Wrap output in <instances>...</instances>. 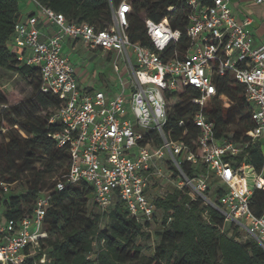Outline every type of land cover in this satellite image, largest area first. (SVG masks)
Listing matches in <instances>:
<instances>
[{
  "label": "built area",
  "instance_id": "built-area-1",
  "mask_svg": "<svg viewBox=\"0 0 264 264\" xmlns=\"http://www.w3.org/2000/svg\"><path fill=\"white\" fill-rule=\"evenodd\" d=\"M31 1L37 10L15 24L8 45L20 50V60L39 68L41 89L61 99L50 115V122L61 128L50 135L68 148L70 165L56 188L85 181L93 186L100 209L121 200L137 221L154 224L160 209L149 189L156 179L167 178L176 188L187 187L193 198H203L226 223L264 247V212L256 214L251 202L255 189L264 190V174L244 156L247 143L259 141L262 147L264 141V44L257 42L254 17L239 18L231 0H183L189 7L185 31L173 28L167 18L144 16L143 42L130 35L131 0L112 3L111 23L102 29ZM252 1L264 6V0ZM45 25L55 26L52 34L45 35ZM67 41L105 55L113 72L104 78L105 90L79 83L76 65L64 51ZM226 75L242 85L251 107L253 126L244 133L245 146L218 136L216 122L205 112L213 97L224 107L231 104L219 92ZM188 86L198 92L191 95L198 106L192 115L199 129L195 146L184 139L187 130L175 138L166 128L174 109L170 96ZM210 174L225 188L215 199L206 196ZM14 185L0 181L5 193ZM50 198L48 190L42 191L30 214L12 218L5 216L0 201V264L51 261L43 248L49 236L45 219Z\"/></svg>",
  "mask_w": 264,
  "mask_h": 264
},
{
  "label": "trees",
  "instance_id": "trees-1",
  "mask_svg": "<svg viewBox=\"0 0 264 264\" xmlns=\"http://www.w3.org/2000/svg\"><path fill=\"white\" fill-rule=\"evenodd\" d=\"M45 7L66 15L68 20L87 22L97 29L107 27L112 19V3L121 0H35ZM131 38L146 42L147 32L143 16L160 21L167 18L173 28L185 31L188 24V4L183 0H131ZM173 7V9H169ZM143 15V16H142ZM19 0H0V73L8 71L29 83L33 96L10 103L0 85V167L11 171L9 176L0 170V181L17 183L22 176L26 184L16 192L14 187L3 192L0 201L6 217L30 214L39 194L50 192V206L45 227L49 236L43 242L51 259L46 264H264V247L252 237L242 239L233 223H226L223 214L203 198H193L187 187L175 188L164 197L155 199L162 211V227L155 232L153 253L146 255L139 238L151 240L153 225L137 221L121 200L108 209L98 207L94 188L82 181L56 188L58 179L65 180L70 165L66 146L60 147L53 134L60 130L58 123L50 122V115L61 104V99L41 89L42 78L38 67L19 59V49H11L15 24L21 19ZM220 93L231 100L224 107L218 97L210 99L205 112L217 125L218 136L225 135L244 146L245 131L253 126L251 107L245 101L243 87L226 75L220 84ZM198 92L188 86L170 96L174 109L170 112L167 129L174 137L184 134L187 143L195 146L199 129L192 121L198 106L191 95ZM52 110V111H51ZM185 120V126L179 121ZM237 127L231 130V125ZM245 159L264 174V151L259 141L247 143ZM243 155L238 156L241 161ZM189 172L190 168L186 164ZM205 171V167L201 166ZM192 174V172H191ZM216 198L225 188L217 187ZM100 213L92 212L89 195ZM256 214L264 212V190L255 189L251 199ZM104 218L108 219L101 226ZM40 264V263H38Z\"/></svg>",
  "mask_w": 264,
  "mask_h": 264
},
{
  "label": "rangeland",
  "instance_id": "rangeland-1",
  "mask_svg": "<svg viewBox=\"0 0 264 264\" xmlns=\"http://www.w3.org/2000/svg\"><path fill=\"white\" fill-rule=\"evenodd\" d=\"M26 0H19L20 5L22 6ZM32 7H35L33 4ZM29 12V11H27ZM143 16V15H142ZM144 17V16H143ZM64 51L70 56L72 62L76 65L77 72L82 74V77L87 79V82L91 83L92 86L96 88L105 90L106 85L104 83V78L113 76L112 66L109 63L108 59L101 52H95L87 48L81 42L76 44L73 41H69L64 44ZM0 85L7 94V97L10 103H16L21 100H27L32 98L33 89L29 83L22 80L17 75L10 73L8 71H1L0 73ZM52 111V110H51ZM237 127V124L231 125V130ZM264 150V141L263 146ZM4 170V174L9 176L11 170L1 165L0 170ZM211 179V188L207 190L206 196L211 199L216 198V188L219 186V181L214 175L210 174ZM248 183L252 184V178H248ZM26 184V178L22 176L19 182L14 185V191L18 192L23 189ZM176 188L174 182L167 178H158L152 183L149 192L152 198L157 199L159 197L166 196L169 192L173 191ZM89 209L94 213H100V210L96 205H94V196L93 194L89 195ZM162 211L158 212L156 222L150 227L149 231L152 232L151 240L145 238H139L138 242L143 245V251L146 255H151L153 253V245L155 239V232L162 227ZM108 223V219L104 218L101 222V226H105ZM242 239H245L249 236L241 233Z\"/></svg>",
  "mask_w": 264,
  "mask_h": 264
},
{
  "label": "crops",
  "instance_id": "crops-1",
  "mask_svg": "<svg viewBox=\"0 0 264 264\" xmlns=\"http://www.w3.org/2000/svg\"><path fill=\"white\" fill-rule=\"evenodd\" d=\"M231 2L233 10L239 18L244 19L247 15L254 17L255 21L253 24V29L255 31L257 42L258 44H264V6L255 4L252 0H231ZM33 4L35 7H32ZM20 9L23 18H26L28 15L37 10V6L31 0H26L22 6L20 5ZM54 29L55 26L53 25H45L43 27L45 35L52 34ZM68 42L69 41H67V43ZM81 75L82 74H79L78 72L79 83L82 85L87 84V79Z\"/></svg>",
  "mask_w": 264,
  "mask_h": 264
}]
</instances>
